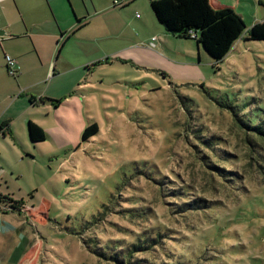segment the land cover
Masks as SVG:
<instances>
[{"label": "rangeland", "instance_id": "1", "mask_svg": "<svg viewBox=\"0 0 264 264\" xmlns=\"http://www.w3.org/2000/svg\"><path fill=\"white\" fill-rule=\"evenodd\" d=\"M212 1L246 25L219 64L167 34L151 0L58 1V50L71 38L53 60L56 17L33 13L56 76H0L2 107L17 101L0 136V264H264V139L238 122L264 124V41L246 40L264 0ZM21 84L60 103L30 106Z\"/></svg>", "mask_w": 264, "mask_h": 264}, {"label": "trees", "instance_id": "2", "mask_svg": "<svg viewBox=\"0 0 264 264\" xmlns=\"http://www.w3.org/2000/svg\"><path fill=\"white\" fill-rule=\"evenodd\" d=\"M151 9L157 22L168 34L178 39L194 40L216 64L223 62L234 44L246 30L245 22L239 14L229 7L214 8L210 0H151ZM82 22L83 20L77 19L78 27L74 33L83 28L84 25H80ZM62 37H65V34H62ZM70 38L71 36H68L66 40ZM246 40L264 41V21L256 23L251 27ZM63 45H65V42L62 43L59 51ZM30 102L32 104L35 103L33 98L30 99ZM47 102L56 105L60 103L56 100L40 98V103ZM237 116L235 114V117ZM247 121L238 119L241 127L248 131V133L264 139V124L253 122L249 119ZM8 124V122L2 123L0 130L4 132V128L8 127ZM28 131L32 143L36 144L45 141V132L34 122H28ZM96 133L95 125L88 126L83 133V141H87L95 136ZM3 199L6 198L0 196L1 202ZM8 200L10 199L8 198ZM192 203L188 205L192 206ZM157 242L159 241L148 239L140 241L137 244H132L127 256L143 251Z\"/></svg>", "mask_w": 264, "mask_h": 264}, {"label": "crops", "instance_id": "3", "mask_svg": "<svg viewBox=\"0 0 264 264\" xmlns=\"http://www.w3.org/2000/svg\"><path fill=\"white\" fill-rule=\"evenodd\" d=\"M58 1L60 0H0V76L6 75L7 66H6L5 56L9 55L15 60H17L19 74L18 77L16 78H19L20 82L23 80V78L32 75L35 72V69H40V75H41L40 81H38L37 83H42L47 78L48 79L55 78L56 75L52 61L44 60L43 46L40 45L37 41V39H42V38L36 34V28L38 27V25H36V22L32 18V16L37 9L45 11V7L49 6L52 13L56 17V7L58 5ZM70 1L74 5V0H70ZM210 2L214 8H220V6L219 7L215 6L212 0H210ZM8 12L11 13L18 12L22 19V22L20 21V24L12 23L11 20L9 19ZM77 19H76L75 27H77ZM81 20L85 22V19H81ZM56 21H57V25L59 26V30L56 28L55 25L50 31L49 35H47L49 39L48 48H49V53L52 56V60L53 58H55L56 55L59 54L58 46L62 42L59 39H64L66 37V36L62 37V34H64V32L60 27V23L57 17H56ZM83 25H84L83 28L74 35L78 34L88 26L87 23ZM59 32H61L60 38L58 36ZM55 42L57 43L55 44ZM64 42L66 45L68 40H64ZM65 45H63V47ZM21 86L24 89H22V91L17 95V99L19 100L25 99L26 101H28V103L31 104V105L29 104L30 106H34L37 102L40 103V98H46V96H48L47 93H42V92H40L39 95L36 93L32 94L30 92L32 88L31 85L29 84H25V85L21 84ZM32 98L35 101L34 104L30 102V99ZM15 103H17V101L7 108L6 107L3 108L0 103V126L4 122L9 123L8 127L4 128V132L0 130V136L1 135L5 136L7 135V133L14 136V131L12 128L14 117L12 118L11 116H9V112L12 110ZM27 111H28L27 109L22 108L21 110L18 111L17 114L18 116H22L25 115ZM29 121L34 122L35 124L40 126L44 131L43 125H40L37 121H35L34 119H30ZM29 121H27V123ZM27 132L29 135L28 126H27Z\"/></svg>", "mask_w": 264, "mask_h": 264}, {"label": "built area", "instance_id": "4", "mask_svg": "<svg viewBox=\"0 0 264 264\" xmlns=\"http://www.w3.org/2000/svg\"><path fill=\"white\" fill-rule=\"evenodd\" d=\"M192 37H194V35H192ZM5 61H6V66H7V72L9 73V75L15 78L18 77L19 70H18L17 60H15L9 55H6Z\"/></svg>", "mask_w": 264, "mask_h": 264}]
</instances>
